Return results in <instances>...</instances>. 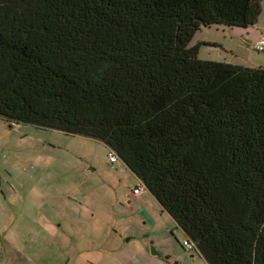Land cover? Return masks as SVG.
Returning <instances> with one entry per match:
<instances>
[{
	"label": "trees",
	"instance_id": "obj_1",
	"mask_svg": "<svg viewBox=\"0 0 264 264\" xmlns=\"http://www.w3.org/2000/svg\"><path fill=\"white\" fill-rule=\"evenodd\" d=\"M260 0H0V118L101 142L206 264H264V67L198 59Z\"/></svg>",
	"mask_w": 264,
	"mask_h": 264
},
{
	"label": "rangeland",
	"instance_id": "obj_2",
	"mask_svg": "<svg viewBox=\"0 0 264 264\" xmlns=\"http://www.w3.org/2000/svg\"><path fill=\"white\" fill-rule=\"evenodd\" d=\"M260 1L264 38V0ZM241 30L203 29L190 46L204 42L217 46L200 45V60H228L248 68L264 64V57L246 43L253 40L240 37ZM11 126L0 118V237L8 234L15 239L9 241L14 252L7 264H97L99 259L101 264H112L117 258L125 264H206L200 255L183 249V232L148 192L127 204L135 176L120 160L109 164L108 149L101 142L28 125ZM35 171L49 182L51 195L76 189L88 195L76 198L85 208H78L82 221L72 226L59 220L60 198L50 201L58 206L51 212L48 204L36 205V196L29 192ZM41 188L44 196L46 189ZM50 224L56 229L48 230ZM152 249L159 256H153Z\"/></svg>",
	"mask_w": 264,
	"mask_h": 264
},
{
	"label": "crops",
	"instance_id": "obj_3",
	"mask_svg": "<svg viewBox=\"0 0 264 264\" xmlns=\"http://www.w3.org/2000/svg\"><path fill=\"white\" fill-rule=\"evenodd\" d=\"M262 3V2H261ZM262 7V6H261ZM261 13H262V10H261ZM261 16V14H260ZM260 18V17H259ZM247 30V29H246ZM241 36L240 37H248L249 39L253 40V42L257 41L258 39L260 38H263L262 35H263V32L262 30L260 29L259 27V19H258V22L256 23L255 26L253 27H250L248 28V33H244L243 30H241ZM264 39V38H263ZM203 41H208V40H203ZM253 42H246L247 44H250L251 45V48H252V43ZM207 43V42H206ZM227 55H229V59L231 58V53H227ZM262 56V55H261ZM264 57V56H262ZM216 61H220V60H216ZM227 63H231V64H234V65H238V66H242V67H246L245 64L243 63H239V62H232V61H228L226 60ZM260 67H264V64H259L258 66H255V68H260ZM248 68V67H246ZM6 124V123H5ZM12 126L10 125L9 128H11ZM110 164V163H109ZM115 164V163H114ZM36 173L35 174H31L33 175L32 178H31V182H29V186H31L29 188V192L32 193L33 195V198L34 196H36V205L38 204H42V206H46V204H48L49 206V211L51 212L53 206L54 207H58L56 206V204H51L50 201H53L55 200L56 198H60L59 200L62 201V209H60V218L59 220L63 223L66 224V222H68V224L74 226L73 224L74 223H78L80 221H82V217L81 215H79L78 213V208H82V209H85L84 207L81 206V202L77 201V199L79 198H83V199H87L88 198V195L87 194H83L82 192L80 193V190L76 189V190H71V191H67L65 192L64 195H60V196H57L56 194H50L48 187L46 185L49 184L48 181L46 180H42L40 178V176L38 175V172L35 171ZM39 176V177H38ZM140 184V182L138 181V179L135 177L134 179V184L132 185V189L130 191V199L127 200V204L130 205V203L132 201H135V200H138L140 198V195L139 197L137 198H134L132 197V191ZM44 185V189H46V194L44 196H42V188L41 186ZM80 195V196H76V195ZM127 198H129V196L127 195ZM131 199H133L131 201ZM79 202V203H78ZM62 213L64 214V216L62 215ZM52 224V223H51ZM49 225V229L48 230H55L56 227H54L53 225ZM72 226H70V228H73ZM57 229H60L59 226H57ZM46 230V231H48ZM45 231V230H43ZM125 231V230H123ZM184 234V233H183ZM185 236V235H184ZM122 236L119 237V239L121 238ZM15 239L14 238H9V235L8 234H4L0 237V264H7L8 262V256L9 254L13 253L14 251L12 250L13 248L11 247V244L10 243H13V242H9V241H14ZM186 239H184L182 241V243L185 241ZM181 243V245H182ZM107 255V253H106ZM123 262H121L119 260V258H117V260L112 263V264H121ZM97 264H101V259L98 260ZM125 264V263H123Z\"/></svg>",
	"mask_w": 264,
	"mask_h": 264
},
{
	"label": "built area",
	"instance_id": "obj_4",
	"mask_svg": "<svg viewBox=\"0 0 264 264\" xmlns=\"http://www.w3.org/2000/svg\"><path fill=\"white\" fill-rule=\"evenodd\" d=\"M252 50L254 52L259 53L260 55L264 56V39L260 38L257 41L252 43ZM107 160L110 164L116 163L118 160L115 153L111 150H108L107 153ZM145 192L144 186L140 183L133 191H132V197L137 198L141 194ZM182 247L186 252L193 253L195 250V246L190 243L187 239L182 243Z\"/></svg>",
	"mask_w": 264,
	"mask_h": 264
},
{
	"label": "water",
	"instance_id": "obj_5",
	"mask_svg": "<svg viewBox=\"0 0 264 264\" xmlns=\"http://www.w3.org/2000/svg\"><path fill=\"white\" fill-rule=\"evenodd\" d=\"M153 256H159V254L155 250H151Z\"/></svg>",
	"mask_w": 264,
	"mask_h": 264
},
{
	"label": "clouds",
	"instance_id": "obj_6",
	"mask_svg": "<svg viewBox=\"0 0 264 264\" xmlns=\"http://www.w3.org/2000/svg\"><path fill=\"white\" fill-rule=\"evenodd\" d=\"M109 150V149H108ZM146 192V191H145Z\"/></svg>",
	"mask_w": 264,
	"mask_h": 264
}]
</instances>
